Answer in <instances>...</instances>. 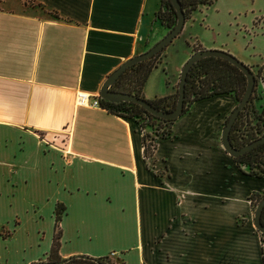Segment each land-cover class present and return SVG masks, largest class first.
Listing matches in <instances>:
<instances>
[{
	"label": "crops",
	"instance_id": "obj_1",
	"mask_svg": "<svg viewBox=\"0 0 264 264\" xmlns=\"http://www.w3.org/2000/svg\"><path fill=\"white\" fill-rule=\"evenodd\" d=\"M158 1L0 0V264L45 259L57 202L60 258L264 264L249 200L264 179L242 173L220 141L233 95L191 102L146 159L135 122L75 102L77 91L98 98L112 69L165 33ZM167 46L144 98L171 90L193 47L225 49L193 43L170 72Z\"/></svg>",
	"mask_w": 264,
	"mask_h": 264
},
{
	"label": "trees",
	"instance_id": "obj_2",
	"mask_svg": "<svg viewBox=\"0 0 264 264\" xmlns=\"http://www.w3.org/2000/svg\"><path fill=\"white\" fill-rule=\"evenodd\" d=\"M178 1L184 19H187L199 5L210 4L214 0ZM154 16L155 20L165 31L171 28L175 23L176 12L170 0H159ZM165 46L149 57L128 65L109 85V88L143 97L142 87L151 68L160 62V55ZM195 49L197 48L193 47L192 51ZM250 69L253 71L256 78L260 77L264 82V64L255 65L253 67L250 66ZM176 86L177 82L171 86L170 91L146 99L158 109L169 110L175 104L177 95ZM244 87L245 76L236 65L219 56H201L190 65L187 71L184 82L183 108L180 114L185 112L194 100L215 94H231L235 98L236 104L244 91ZM258 97L255 85L246 103L238 111L229 129L228 138L230 143L235 147H239L264 133V109L258 110L254 104V101ZM97 101L98 105L105 108L108 112L129 118L137 124L141 132L140 143L144 159L151 155L156 138L165 137L171 133L170 126L172 121L176 118H163L157 116L145 110L142 105L131 100L109 101L98 97ZM227 116L224 118V121ZM230 157L242 173L255 177H262L264 179V141L238 155H230ZM263 193L264 189L260 192L255 191L249 194L252 208H254ZM63 212L64 205L60 202L55 203L53 209V231L44 260L56 261L60 259L57 253L60 236L58 223ZM260 221L264 223V205L260 213ZM263 239L264 234L261 233V240ZM80 255L81 256L73 255L68 260L58 264H96L92 259L94 256L87 254ZM96 258L101 264H119L111 255H101ZM42 261L43 260L33 261L28 264H45Z\"/></svg>",
	"mask_w": 264,
	"mask_h": 264
},
{
	"label": "rangeland",
	"instance_id": "obj_3",
	"mask_svg": "<svg viewBox=\"0 0 264 264\" xmlns=\"http://www.w3.org/2000/svg\"><path fill=\"white\" fill-rule=\"evenodd\" d=\"M192 15L202 20L183 30L167 46L165 66L170 72L183 50H189L193 43L201 40L224 47L249 67L264 64V0H214L199 5ZM155 23L161 27L157 21ZM158 34L155 38L160 37ZM175 79L176 83L178 73ZM256 91L259 97L254 104L258 110H263L264 85L260 80L256 82Z\"/></svg>",
	"mask_w": 264,
	"mask_h": 264
},
{
	"label": "water",
	"instance_id": "obj_4",
	"mask_svg": "<svg viewBox=\"0 0 264 264\" xmlns=\"http://www.w3.org/2000/svg\"><path fill=\"white\" fill-rule=\"evenodd\" d=\"M172 6L175 9L176 12V19L174 25L169 28L165 33L158 38L156 41H154L151 45H149L145 50L135 53L132 56L126 58L121 63H119L114 69H112L104 78L102 81L100 87H99V97L109 100V101H119V100H131L134 101L140 105H142L145 110H147L150 113H153L157 116L163 117V118H174L180 115L183 108V97H184V82L186 78L187 71L190 67V65L199 57L205 56V55H215L222 58L227 59L232 64L236 65L244 74L245 76V87L244 91L241 95V97L237 100L236 104L233 106V108L229 111V114L227 118L225 119L221 131H220V141L221 145L223 146L224 150L229 155H238L254 145L264 141V133L260 136L254 138L251 141H248L247 143L242 144L239 147L233 146L228 138V132L229 129L238 113V111L243 107V105L246 103L250 93L252 92L254 86L256 85L257 80H260L262 84L264 85V82L262 78H256L253 71L250 69V67L243 62H241L239 59H237L235 56L230 54L229 52L223 50V49H217V48H198L193 50L189 55L186 57V59L183 61L179 68L178 72V80H177V95L174 106L169 110H162L154 107L146 98L137 96L132 93L118 91V90H112L109 88V85L116 79V77L130 64L133 62L142 60L146 57H149L150 55L156 53L161 48H163L167 43H169L180 31L183 22H184V15L180 6V3L178 0H170ZM264 205V193L261 195L257 203L255 204L252 212V223L255 226V228L264 234V223L260 221V213L262 210V207ZM71 256L69 255L64 258H60L56 261H47L43 260L42 262L45 264H58L62 263L66 260H68ZM74 256H81L80 254H74ZM85 256V255H82ZM92 259L96 262V264H101L100 261L96 257H92Z\"/></svg>",
	"mask_w": 264,
	"mask_h": 264
},
{
	"label": "built area",
	"instance_id": "obj_5",
	"mask_svg": "<svg viewBox=\"0 0 264 264\" xmlns=\"http://www.w3.org/2000/svg\"><path fill=\"white\" fill-rule=\"evenodd\" d=\"M75 102L82 105H98L97 98L89 99V95L83 91H77L75 94ZM113 251L109 253L112 255Z\"/></svg>",
	"mask_w": 264,
	"mask_h": 264
}]
</instances>
